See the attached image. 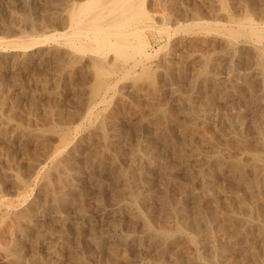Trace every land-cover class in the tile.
Listing matches in <instances>:
<instances>
[{"label": "bare ground", "instance_id": "1", "mask_svg": "<svg viewBox=\"0 0 264 264\" xmlns=\"http://www.w3.org/2000/svg\"><path fill=\"white\" fill-rule=\"evenodd\" d=\"M63 1L65 2V0H63ZM214 1L216 2V0H214ZM218 1H220V0H218ZM47 2L49 5L52 3H56V0H47ZM211 2H209V3H211ZM220 2L222 4V1H220ZM220 2H219V4H220ZM252 3H253V1L250 2V4H252ZM56 4H58V3H56ZM56 4H54V6ZM155 5H157V4H155ZM25 6H27V5H25ZM263 6H264V4H263ZM144 7H146V6H144V0H79V1L69 0V1H67V3H65L64 7L61 9L60 12L58 10H57L58 12H55V13L52 12L51 17L54 20H56V21L60 20V21H62L61 23L64 22L65 26L67 25L69 27V30L64 31L63 33H61L62 36H60V37L64 38V40H65L64 42H66V44L68 46L67 47L68 51H65V52H68L70 54V56H74V58H80V56L77 55V54H79L78 52H84L85 53V51H90V53H92V52L94 53V54L92 53L93 57H91L92 59L90 61L89 66L92 68V70L94 72L93 76L96 77V78H94V80L96 79V81H95L96 83L94 86L95 88L93 90V95L91 94L92 98H90V99L86 98L87 100H90V101L87 102L88 103L86 106L87 109L84 108L86 112L84 114L82 113V115H83L82 117H79L81 120L80 124H78V125L76 124V126H74V127L73 126L69 127V125L67 126V124L65 123V125H66L65 126L64 125L65 120L63 121V119H61V117H59L58 114H56V115L59 117V121L56 118L57 122H55V121L51 122L50 124L46 125L43 128L38 127L39 125L36 126L37 123H36V125L33 126V124H35V123H32L29 121L32 124V125H30V123L28 122L29 119L25 120L28 123H24V119H20L21 117L17 118V115L20 112L17 115L15 114V112L17 111L16 109L19 105L18 102H20V101H17L18 99H16V97H19V96L15 95L16 96L15 98H11L13 96L10 97L9 94L5 93L4 88H3L2 84L0 83V180H3L2 178H4L5 180L7 178H8L7 180H9V178H11L14 186L17 187L18 189H21V191L17 192L18 196L16 195L18 197V199H17L18 203L17 204L12 202L13 199L10 200L11 202H9V199H8V201H6V199L0 198V264H64V262H62L61 259L59 260V258L63 254L64 251L65 252L71 251V249H72L71 245L74 246V244L71 243L72 242L71 241L72 234H75L77 236L76 238H78V243H76V244H79L80 247H77V249H75V252L73 249L72 252H74V255L73 254L72 255L74 257L72 259L70 258L71 260L67 264H88V262L84 258V255L82 254L83 252L81 251V253H78V251H80L81 248L83 249V247H81V246H83L82 244L87 241V239L85 240V238H84L87 235L90 237L89 241L91 239L93 241V243H95L94 245L97 246V248H99L100 246H102L104 244L106 246L107 238H109L110 240L113 239L114 242L109 244V249H110L111 254H112L111 256L113 257V259L110 261L111 262L110 264H118V262L120 260L118 262H117V260L120 259V256H121V258H124V257L127 258V255L125 253H122V252L123 251L125 252V247L128 243H131V245H132L133 242L137 243L138 245L148 246V247H151V246L155 247V246H160V245L162 246V245L167 244L169 242L176 244L177 248H175V250L177 249L176 250L177 252L176 253L174 252L175 254L173 253L174 255L172 256V260H171L172 264H242L243 262L247 261L248 259L252 260V262H254L255 264H258V263H256L258 260L257 258H259V256H257L258 253L261 256V258H259L260 259L259 264H264V150H263L264 148L261 150V149H256V147H255V149H254V147L252 148L251 143L249 144L251 147L244 143V144L237 146V147L235 145V148L234 147L230 148L228 146H225L224 144H220V143H224V142H217L212 138L211 139L210 138H200V137H203V136H201L202 134L200 135L199 138H197L196 137L197 134H195L193 123L200 121V120H203L202 114L200 115V113H197V111L194 110L191 106H184V107H181L179 109L180 115L182 116V118H181L178 115L170 114L167 111L170 109H165V108H163V106L162 107H155L153 109V113L151 114V116L146 117L144 119L142 117V121L140 123L141 127L144 125L147 126L149 124H151V126H153L152 123H157V126H156L157 129L156 130L163 138H165V144H166L167 148H169L170 150L174 151L175 154H177V156H178L177 162L182 167H185V169L187 171L190 172V174H188V175L186 173L185 174L188 177H190V176L191 177L192 176L197 177V181L193 178H187L186 181L178 182L179 180L176 179V176H174L173 173H171V172L168 173L169 170L166 171V169L161 167L166 172V175H164L163 178L160 180V182H161L160 187H158L159 185L158 186L156 185V187H158V188L151 187V185H155V184H151L149 186L151 188V190L155 189V191H156L155 196L158 198V202H159L158 203L159 205L158 206L156 205V207H159L157 211H156V209L153 210V209H150V207H148L149 202L148 203L146 202V200H147L146 196L147 195L144 193L145 189L143 190V188H144L143 185L147 186L149 183V182H147V181H149L147 179L152 177L151 173L149 171L150 167L147 166V167H149V169L147 171V168L145 165H139L140 164L139 160H137L139 163L136 161L138 163L137 165L136 164H130L131 163L130 161H126L128 163L130 162L129 165L126 162L124 164H127V165H122L118 161V157L120 158L119 155H121L122 152H120V150L118 148L119 144L117 146V143L115 141L109 140L108 130H110L109 129L110 127L109 128H107V127L110 124H109V122H106V123H108V125H106L105 120H104V117L106 115H104V117H103V113H104L103 111L106 110L107 92L109 91V89H111V87L116 85V84H114L113 86H111L110 82L108 81V78L110 77V75L117 73V71H120L122 69V67H124V65L127 63H128L127 65L129 66V68L124 67V72L129 73L130 70L134 69L137 66V64H140L139 62L142 61L141 59L139 60V58H137L138 56H140V57L144 56L143 58L147 59V57H150V56L152 57L154 55V54L151 55L149 53L150 51L148 52L146 50V44L148 42H146V40L144 39V38H147V37H145L146 36L145 32H146V29H148L151 26V23L149 20L150 18L148 16V14L146 13ZM166 8H167V6H166ZM179 8H181V7H179ZM211 8L212 7H210V9ZM218 8H220V7H218ZM21 10H23V9H21ZM25 11L26 12H24L23 14L21 13L22 14L21 19L25 23H29V25L31 24V27H33L34 22H35L32 18L33 16H31L30 11H27L26 9H25ZM222 11L223 10L221 9V12ZM21 12H23V11H21ZM48 12H49V10H48ZM248 12H250V11H248ZM2 13L4 14V12H2ZM196 16H198V15H196ZM3 17H4V15H3ZM226 17H225V19H227ZM246 17L250 18L249 16H246ZM8 18H10V17L8 16ZM166 20H168V18H166ZM239 20H240V18H239ZM7 21L4 20L2 18V16L0 15V23H3L6 26H9V25H7ZM245 21H247V20H245ZM160 22H162V20ZM237 22H239V21H237ZM15 23H17V22H15ZM201 23H202V21H201ZM214 23H216V21ZM195 26H198L197 29L198 30L200 29L202 31L206 25H198V23L195 24L194 22L193 23L178 24L176 26L175 30L181 31V32L184 31L186 33H192L194 31ZM1 28H3V27H1ZM38 28H40V26ZM211 28H212L211 30H213V26ZM216 28H218V26ZM24 29H26V28H24ZM225 29H227L228 35L232 39H239L241 37H246V36L253 37L255 42L260 44L259 46L256 45L255 43L253 45H251V48L254 50V52L256 54L255 57H257L259 59V63L257 60L256 63H254V64H257V63L263 64L264 47L261 46V43H264V29H263V27L262 28L258 27V24H255V22H253L252 19H250L246 25L241 23L238 25V27H234V28L225 27L224 31H225ZM21 30H23V28ZM198 30H197V32H198ZM204 30L206 31V29H204ZM208 30H210L209 27H208ZM208 30H207V32H208ZM34 31H35V29H34ZM224 31L222 33H224ZM25 33L26 32H24L23 34H25ZM49 35H51V34H49ZM229 36H228V38H229ZM18 37L16 39H13L10 37L12 40L9 43L13 46L20 48V49L26 50L28 47H30L32 45L34 46V44H38V43H42V42L44 43L47 40H50L53 36H46L45 35L44 38L41 36L42 37L41 39H40V37L37 38L38 36L37 37H28V38H19V39H18ZM1 40H3V39L1 38L0 42H1ZM251 40H252V38H251ZM243 43H245V42H243ZM2 44L4 45L3 42H2ZM5 44H7V43H5ZM66 44H65V46H66ZM147 45H149V44H147ZM160 45L162 46V44H160ZM225 45H226V43H225ZM50 47L51 48L48 50V55H50L53 58L54 57L56 58V59L54 58L55 62H56L55 72L58 75L62 74L65 71L66 67L68 65H70L71 63L77 64L76 63L77 61L74 63V61L70 60V59H69V61H68V59L66 61L65 60L59 61V59L61 57L59 59L57 57L61 51V47L59 45H55L54 47L50 46ZM107 51L113 52L110 61H108L109 59L107 58L108 57ZM229 52H230V50H229ZM108 53H111V52H108ZM79 55H81V54H79ZM249 55H251V54H249ZM252 55H253V53H252ZM166 56H167V54H166ZM82 57H84V56H82ZM255 57H252V58L255 59ZM48 58H50V57H48ZM71 59H73V58H71ZM4 60L5 59L2 58V61H1V58H0V72L2 71V69L4 67L3 64H5V63H2V62H4ZM52 62H53V60H52ZM78 62H79V60H78ZM24 63H26L24 66H26L27 68H30L33 64V56L26 53L24 55ZM205 63H206V61H205ZM43 64H45V63H43ZM49 64H51V63H49ZM142 65L143 64H141V66ZM205 65H204V67H205ZM258 67H259V65H258ZM140 69H143V68L140 67ZM9 71H10V69H9ZM155 72H157V70H155ZM26 73H28V71ZM169 74H170V72H169ZM176 74L173 73V75H176ZM30 76H32V75L30 74ZM125 76H128V75L126 74ZM135 77H137V76H135ZM133 78H131V79H133ZM201 78H202L201 83L205 84V82L207 80L205 78L203 79V77H201ZM33 79H35V78H33ZM44 79H46V78H44ZM109 79L111 80V78H109ZM165 79H167V78H165ZM129 80H130V78H129ZM140 80H142V79H140ZM245 80H246V78H245ZM18 81L19 80H17V82ZM20 81H22V79ZM47 81L48 80H46V82ZM49 82H50V80H49ZM263 82H264V79H263ZM4 83L5 82L3 80V84ZM173 83H172V85H173ZM37 84H39V83H37ZM37 84H36V86H37ZM151 84L153 85V83H151ZM12 85H14V83H12ZM11 86H9L8 88L10 89ZM15 86H16V84H15ZM135 86H137V85H135ZM18 88H19V86H18ZM201 88H202V86H201ZM37 89L40 90L41 92L47 91V87H46L44 82L41 83L40 85H38ZM211 89H213V88H211ZM254 90H256V89H254ZM59 91H61V90H59ZM177 92H179V90ZM251 92H253V91H251ZM13 93H12V95L15 94V93L14 94ZM20 94H21V92H20ZM64 94H66V93H64ZM175 94H177V93H175ZM149 95H150V93H149ZM179 95H180V93H179ZM187 97H188V95H187ZM137 98H139V97H135L134 100H136ZM153 98H154V95H153ZM44 99H46V98H44ZM48 99H50V98L48 97ZM37 100H39V99H37ZM41 101H43V100H41ZM44 102L46 103V101H44ZM58 102H61V101H58ZM39 103H41V102H39ZM79 103H80V101H79ZM103 103L105 104V106L102 105L101 107H99V105H101ZM50 104H51V102H50ZM77 104H78V102H77ZM248 104H249V101H248ZM47 105H49V104H47ZM72 106H74V105H72ZM80 106H81V104H80ZM54 108L55 107H50V108L48 107L47 112H49V113H47V114L51 115V114L55 113L54 111L56 109H54ZM28 109L26 111H28ZM35 111L36 110H34L33 112H35ZM227 111H229V110H227ZM23 112H25V111H23ZM50 112H51V114H50ZM69 113H70V111H69ZM80 113H81V111H80ZM30 115H31V113L29 111L26 116H30ZM48 115H47V117H48ZM73 115H74V113H73ZM20 116H22V115H20ZM36 116H37V114H36ZM62 116H63V114H62ZM14 117H16L17 119ZM66 118H67V116L65 117V119ZM74 118H76V117H74ZM236 118H237V120L242 121L240 119V117H236ZM49 119H48V121H49ZM51 119H52V117H51ZM109 120H107V121H109ZM114 121H115V119H114ZM36 122H37V120H36ZM45 122H46V120H45ZM69 122H71V121H69ZM206 126L208 127V125H205V127ZM82 127H83V129L81 130ZM111 127L113 129V125ZM198 128H199V126H198ZM240 128H242V127H239V129ZM147 129L149 130L148 127H147ZM254 129L255 128H253V131H254ZM260 130H259V132H260ZM202 131H204L203 128H202ZM261 131H263V130H261ZM139 133H140V131H139ZM78 134H81V136L78 137L79 136ZM258 134H260V133H258ZM110 135H111V137H113L116 134L114 133V135H112V134H110ZM234 136L237 139H238V137L240 138V136H238V135H234ZM117 137H118V135H117ZM257 137L259 138V140H257V142L260 141V139H262L259 144H261L262 142L264 143L263 134L257 135ZM152 139L154 140V138H152ZM217 140H219V139H217ZM128 142L129 141H127L126 143L129 144L130 142L129 143ZM239 142H241V141H239ZM134 145H135V143H134ZM161 145L163 146V144H161ZM15 147L17 149H19V151L21 152V155L24 156L23 157L20 155V157L21 158L23 157V159H20L18 156H15V155H13V153H11L14 150L16 152V149H13ZM132 148L130 150H132ZM137 152H139V151H137ZM149 153H151V151ZM170 153H171V151H170ZM174 153H172V154H174ZM18 154H19V152H16V155H18ZM137 154H140V158L144 159L145 163L151 162V164H155V165L158 164L157 157L159 155H156L157 157L154 156L157 153H155L154 155L152 153L150 155H146V153H137ZM137 154H136V156H139ZM134 155H133V157H135ZM17 157L21 160V162H19L20 163L19 165L23 164L24 162L26 163V164L24 163L25 165H21L20 169H19V166L17 165L18 164V158ZM125 157L127 158V156H125ZM192 157L203 159L202 162H204V160H205V162L203 163L204 166H199V165H201V164H199L198 168L195 171H191L190 166H189L190 165L189 160ZM122 159H124L123 156H122ZM173 160H175V159H173ZM22 161H23V163H22ZM159 161H161V159H159ZM108 163H110V164H108ZM165 164H167V162H165ZM160 165L162 166V164H159V167H160ZM168 165H170V164H168ZM167 167H165V168H167ZM192 167H193V165H192ZM24 169H25V171L22 172V170H24ZM107 169H108L110 178H106L107 179V181H106V180H104L105 178L103 177V176H106L103 171L107 170ZM152 169H154V168H152ZM158 169H160V168H158ZM194 169H195V167H194ZM170 170L173 171L172 169H170ZM213 170H216L218 172L226 171L228 173V176L233 179L232 183L235 182V185L233 183L234 188H236L235 192H238L239 194L238 195L235 194V197H227L221 201L220 200L221 196L219 197L220 192L218 193V189L220 187L218 188L217 187L218 185L215 186L214 184L216 182L215 183L213 182V178H212V174H211V171H213ZM155 171H157V170H155ZM155 171H153V172H155ZM159 171L160 170H158V172ZM102 172L104 173V175L102 174ZM151 172H152V170H151ZM173 172L175 174L176 171H173ZM156 174H158V173H156ZM157 177H155V178H157ZM102 178H104V179H102ZM219 178L220 177H218V179ZM218 179H215V180L217 181ZM225 179H227V178L225 177ZM229 180H231V179H229ZM86 182H88L90 185H92L91 188L94 187L98 192H103L105 190L107 192H109L111 195V198L114 200V203H115L114 209L111 211L114 218H117V217H115V215H117V214L118 215L119 214L120 215L121 214L128 215L130 217L129 219H132L131 223H133L132 221H134L135 226L138 225L141 228V234H137V233L133 234V233H131V231H130L131 234H126L124 232H121L122 229L119 230L118 229L119 227L117 226V224L112 225V228L110 227L111 229L107 230L106 234L102 232L104 235L102 233H101L102 235H100V234L97 235L96 233L94 234L92 231L87 232V230H86L87 222L84 223V221L88 217L87 216L88 214L81 213V210H78V207L82 208L81 205H78L80 199L82 201L85 200L83 197H84L85 191H86V189H85ZM197 182L204 184V186L201 187V185H200V187L199 186L197 187ZM225 182H223V183H225ZM230 182L228 183V185L230 184ZM32 183H34L33 187L31 185ZM158 184H160V183H158ZM141 185H142V187H141ZM174 185H178L179 191L181 190L182 193L185 194L186 200L182 201L181 198L176 199L173 196H172L173 198H171L170 194H172V192L171 193H169V192H170V189L172 188V186H174ZM224 185L222 184V187ZM119 186L121 187V190L118 189ZM219 186H221V185H219ZM15 187H13V188H15ZM222 187H221V189H222ZM91 188L90 189L87 188V189L91 190ZM225 188H227V186H225ZM95 189L92 191L93 193H94ZM3 190H6V189H3ZM89 190L86 192V194L89 192ZM172 190L174 191V188ZM16 191H14V192H16ZM147 191H145V192H147ZM179 191H178V193H179ZM78 192L80 194V197L78 196L79 198H77V196H76V194ZM221 192H222V194H224L223 191H221ZM148 193H149V191H148ZM74 194L76 196V199L74 197ZM97 194H99V193H97ZM0 195H1V193H0ZM102 195H104V194L102 193ZM226 195L229 196L228 194H226ZM226 195L224 194V196H226ZM97 196L99 197V195H97ZM104 196H106V195H104ZM174 196H175V194H174ZM231 196H233V194H231ZM150 197H154V196H151V194H150ZM111 198H109V199H111ZM155 202L154 203L151 202V204L153 203L155 205L156 204ZM188 206H190V207H188ZM110 207H111V205H110ZM112 207H113V205H112ZM187 208H189V210H186ZM118 219L120 220L121 218L118 217ZM92 221H94V220H92ZM126 221H127V219H126ZM118 223H120V222H118ZM108 224H107V226H108ZM236 225L238 226L237 231H245V232H249V234L252 232L255 234V238H256V242H255L256 244H254V242H253V244H250L248 246V248H245V250L242 248L244 250L243 251L244 256L241 252L242 250L239 248L241 250L239 252L240 253L239 255L241 256V254H242V257H240V256L236 257L235 256V254H236L235 251L239 250V249H237V245L239 243H241L242 240L238 241L239 243H237V240L236 241L234 240L235 239L234 236L227 235L225 233V230H227L225 228H228V231H226V232L229 233V231H230L229 227L235 228L234 226H236ZM215 227L218 229V230L216 229L217 232L214 231ZM232 228H231V230H232ZM94 230H96V228ZM223 230H224V232H223ZM7 231L11 232L13 234L12 238L9 237L11 240V243H9L10 241L6 238L5 234ZM230 234H231V232H230ZM240 234H238V235H240ZM245 235H246V233H245ZM250 235L248 238H251ZM6 239H7V241H6ZM2 240H5L6 242L3 241L4 243H1ZM61 240H62V242H61ZM244 240H245V238H244ZM249 240H251V239H249ZM74 242H76V241H74ZM246 242H247V240H246ZM87 243H88V241H87ZM244 244H247V243H244ZM244 244H243V246H244ZM79 245H75L74 247L76 248V246H79ZM138 245H137V247H138ZM86 246H87V244H86ZM134 246H132V247H134ZM240 247H242V246H240ZM128 249H129V247H128ZM159 249H162V248H159ZM21 251H28L29 253L25 254ZM61 251H63V252H61ZM87 251L88 250H86V252ZM202 251H208L207 256L204 255L203 253H201ZM138 252L140 253V251H138ZM94 253H96V252H94ZM153 253H152V255H153ZM154 255H156V254H154ZM157 255H159L158 252H157ZM163 255H166V254H163ZM111 256H109V257H111ZM88 257H90V255ZM100 258H102V257H100ZM89 259H92V258H89ZM161 259H162V261L157 259V256H156V259L154 261L152 260L148 263L149 264H166V262L164 263V261H166V260H164L163 256ZM125 260H127V259H125ZM169 262H170V260H169ZM250 262L251 261H249V264H250ZM95 263H97V262H95ZM104 263H106V262H104ZM89 264H90V262H89ZM101 264H103V262ZM134 264H136V263H134ZM138 264H140V263H138Z\"/></svg>", "mask_w": 264, "mask_h": 264}, {"label": "rangeland", "instance_id": "2", "mask_svg": "<svg viewBox=\"0 0 264 264\" xmlns=\"http://www.w3.org/2000/svg\"><path fill=\"white\" fill-rule=\"evenodd\" d=\"M67 1H69V0H65V2L63 0L62 1L56 0V3H58V4L52 3V4L48 5L47 0H0V15L2 16V18L4 20H6V21L8 20L7 25H9V26H6L5 24L0 23V39L1 38L3 39L0 42V58H1V61H2V58L5 59L4 62H2L5 64H3L4 67H3L2 71L0 72V74H1L0 75V83L3 86L5 93L9 94L10 97L13 96L11 98H15L16 96H19V97H16V99H18L17 101H20V102H18L19 105L16 109L17 113L15 112L16 115L20 112L17 115V118L21 117L20 119H24V123H28L29 121L32 123H35V124H33V126L36 125V123H37L36 126L39 125L38 127H41V128L45 127L46 125L50 124L51 122H54V121L57 122V119L59 121V117H61V119H63V121L65 120L66 122L64 121V125L66 123L67 126L69 125V127H72V126L74 127V126H76V124L77 125L80 124L81 120L79 117H82L83 116L82 113L84 114L86 112L85 109H87V107H86L88 104L87 102L90 101L87 99L92 98L93 90L95 88L94 86L96 83L95 82L96 79L94 80V78H96V77L93 76L94 72H93L92 68L89 66L90 61L92 59L91 57H93L94 53L92 52L93 53L92 54V53H90V51H85L86 54L84 52H78L81 55L83 54L82 56H84L85 58L79 54H77V55L80 56V58H74V56H70V54L68 52H65V51H68L67 50L68 46H67L66 42H64L65 41L64 38H62L60 36H62L61 33H63L64 31H66V30L68 31L69 27L67 25L65 26L64 22H63L64 23L63 24V23H61L62 21H60V20L56 21L51 17L52 12H54V13L58 12V11L60 12L61 9L64 7L65 3H67ZM71 1H79V0H71ZM220 1H222V4ZM220 1L216 0V2H215L214 0H197V1L196 0H146V1L144 0V6H146L144 8H145V11L150 18L149 20L151 23V26L148 29H146V32H145L146 36L144 35L145 37H147L144 39L146 40V42H148L147 44H149V45L146 44V50L148 52L150 51L149 53L151 55H153V54L154 55L152 57L151 56L147 57V59L143 58L144 56H141V57L138 56L137 58H139V60L141 59L142 61H140L139 62L140 64H137V66L134 69H132L133 71L128 70L129 73L124 72V67L129 68V66L127 65L128 63H127L124 65V67H122V69L120 71H117V73L110 75L109 78H111V80L108 78V81L110 82L111 86L116 84L113 87H111V89H109V91L107 92L106 110L103 111L104 112L103 117H104V115H106L105 116L106 118L104 117L105 123L109 122V124H110V125H108V123H106V125H108L107 128L110 127L109 128L110 130H108L109 133L107 132L108 138L111 141H115L117 143V146L119 144L118 148H119L120 152H122V154L119 155L120 158L118 157V161L122 165H127V164L129 165L130 162H131L130 164H136L137 165L140 162L139 165H145L147 168V171L150 167L149 171H150L152 177L147 179L149 181L146 180L147 182H149L147 185L148 187L143 185V187H144L143 190L145 189L144 193L147 195L146 196L147 197L146 202L147 203L149 202L148 207H150V209H153V210L156 209V211L159 208V207H156V205L157 206L159 205L158 204L159 203L158 198L155 196V192H156L155 189L152 188L154 190L153 191V190H151V188L149 186L151 184H155V185H151V187H154V188L160 187V185H161L160 180L163 178L164 175H166V172L164 171V169H166V171L169 170L168 173L169 172L173 173V175L176 176V179L179 180L178 182L186 181L187 178H193L197 181V177L196 176H194V177L193 176L192 177L187 176L188 174H190V172L187 171L185 169V167H182L177 162L178 161L177 154H175L174 151L167 148V146L165 144V138H163L156 130L157 129V127H156L157 123H152L153 126H151V124H149L150 126L144 125L141 127L140 123L142 121V117L144 119L146 117L151 116V114L153 113V109L155 107H162L163 106V108H165V109H170V110H167L170 114L178 115L181 118H182V116L180 115L179 109L181 107H184V106H191L194 110L197 111V113H200V115L202 114L204 121L200 120V121L193 123V127L195 130V134H197L196 135L197 138H199L200 135L202 134L201 136H203V137H200V138H210V139L212 138L217 142H224V143H220V144H224L225 146H228L230 148H232V147L235 148V145L237 147V146H240L244 143L246 145H249L251 143V146H252V148L254 147V149H255V147H256V149H261V150L264 148L263 142H262L263 144L262 143L259 144L262 139H260V141L257 142V140H259L257 135L263 134V137H264V92H263L264 91V82H263V79H264V61H263V64L262 63L258 64L259 59L257 57H255L256 54H255L254 50L251 48V45H253L254 43L258 46L260 44L256 43L255 40L253 39V37H251V36L250 37L252 38V40L249 36H246L247 38L241 37L239 39H232L228 35L227 29H225V31H224L225 27L234 28V27H238V25L241 23L246 25L250 19H252V21L255 22V24H258V27H260V28L263 27V29H264V12H263L264 11L263 10L264 9L263 8L264 7L263 6L264 0H220ZM251 1H253V3H252L253 5L250 4ZM209 2H211V3H209ZM219 2L221 5L219 4ZM54 4H56V5L54 6ZM155 4H157V5H155ZM25 5H27V6H25ZM166 6H167V8H166ZM217 6L220 8L222 7L221 9L223 11L221 12V9L218 8ZM179 7H181V8H179ZM210 7H212V8L210 9ZM21 9H23V10H21ZM25 9L27 11H30L31 16H33L32 18L35 21L33 27H31V24L29 25V23H25L21 19L22 14L24 12H26ZM48 10H49V12H48ZM21 11H23V12H21ZM248 11H250V12H248ZM2 12H4V14ZM3 15H4V17H3ZM196 15H198V16H196ZM223 15L224 16L226 15L227 17L226 16L225 17L227 19H225V17ZM8 16L10 18H8ZM246 16H249L250 18H248ZM166 18H168V20H166ZM239 18H240V20H239ZM161 20H162V22H160ZM245 20H247V21H245ZM201 21L203 24L201 23ZM215 21H216V23H214ZM237 21H239L240 23ZM15 22H17V23H15ZM193 22L195 24L198 23V25H206L205 28H203V30L206 29V31L204 30L205 31L204 32L203 30L202 31L200 29L198 30L197 29L198 26H195V28H194L195 32L193 31L192 32L193 34L192 33H186L184 31L181 32V31L175 30L176 26L178 24L193 23ZM39 26H40V28H38ZM207 26L210 28V30L212 29L211 27L213 26V30H211V31L208 30ZM217 26H218V28H216ZM1 27H3V28H1ZM20 28L21 29L23 28V30H21ZM24 28H26V29H24ZM34 29H35V31H34ZM196 29L198 30V32ZM207 30H208V32H207ZM223 31H224V33H222ZM24 32H26V33L23 34ZM19 33L20 34L22 33V34L20 35ZM49 34H51V35H49ZM45 35L46 36H53V37L44 43L42 42V43L34 44V46L33 45L30 46L26 50L20 49V48L13 46L9 43L12 40L11 38L16 39L18 36H19L18 39L19 38H28V37H37V36H38L37 38L40 37V39H41L42 37L44 38ZM228 36H229V38H228ZM2 42L4 43V45L2 44ZM243 42H245V43H243ZM5 43H7V44H5ZM225 43H226V45H225ZM65 44H66V46H65ZM160 44H162V46ZM55 45H59L61 47V51L57 57L58 59L61 57L59 59V61H61V60L66 61L67 59H68V61H69V59L73 60L74 63L77 61L76 62L77 64L71 63L70 65H68L67 66L68 68L66 67L65 71L60 75H58L55 72V64H56L55 59L56 58L54 57L55 58L54 59L53 57L48 55V50L51 48L50 46L54 47ZM261 46L264 47V43H261ZM229 50H230V52H229ZM231 51L232 52L234 51V52L232 53ZM108 52H111V53H108ZM26 53L33 56V64L30 67L31 69L24 66L26 64V63H24V55ZM112 53H113L112 51H107V56H108L107 58L109 59V60L107 59L108 61H110V59L112 57ZM252 53L254 56L252 55ZM166 54H167V56H166ZM249 54H251V55H249ZM48 57H50V58H48ZM252 57H255V59ZM71 58H73V59H71ZM52 60H53V62H52ZM78 60H79V62H78ZM257 60H258L257 64L259 65V67L257 64H254V63H256ZM205 61H206V63H205ZM43 63H45V64H43ZM49 63H51V64H49ZM141 64H143V65L141 66ZM204 65H205V67H204ZM140 67L143 68L144 70L140 69ZM9 69H10V71H9ZM155 70H157V72H155ZM27 71H28V73H26ZM169 72H170V74H169ZM29 73L32 76H30ZM173 73L174 74L177 73V74L173 75ZM126 74L128 76H125ZM135 76H137V77H135ZM32 77L35 78L36 80L33 79ZM164 77L167 79H165ZM201 77H203V79L205 78L207 80L205 82V84L201 83V79H202ZM44 78H46V79H44ZM129 78H130V80H129ZM131 78H133V79H131ZM245 78H246V80H245ZM21 79H22V81H20ZM140 79H142V80H140ZM3 80L5 82L4 84H3ZM17 80H19L18 81L19 83L17 82ZM46 80H48V81L46 82ZM49 80H50V82H49ZM11 82L14 83V85H12ZM43 82L45 83V85L47 87L46 92H41L40 90L37 89V86ZM37 83H39V84H37ZM151 83H153L154 86ZM172 83H173V85H172ZM15 84H16V86H15ZM36 84H37V86H36ZM8 85L9 86L12 85L10 87V89L8 88L9 87ZM135 85H137V86H135ZM18 86H19V88H18ZM201 86H202V88H201ZM211 88H213V89H211ZM254 89H256V90H254ZM59 90H61V91H59ZM178 90H179V92H177ZM251 91H253V92H251ZM20 92L22 95L20 94ZM12 93L14 95H12ZM64 93H66V94H64ZM149 93L151 96L149 95ZM175 93H177V94H175ZM179 93H180V95H179ZM153 95H154V98H153ZM187 95H188V97H187ZM48 97L50 99H48ZM135 97H139V98L134 100ZM44 98H46V99H44ZM37 99H39L40 101ZM41 100H43V101H41ZM121 100L122 101L124 100V101L122 102ZM44 101H46V103ZM58 101H61V102H58ZM79 101H80V103H79ZM248 101H249V104H248ZM39 102H41V103H39ZM50 102H51V104H50ZM77 102H78V104H77ZM47 104H49V105H47ZM80 104H81V106H80ZM72 105H74L75 107ZM102 105L105 106V104L103 103V104L99 105V107H101ZM46 107L47 108L48 107L49 108L55 107L54 108V109H56L54 111L55 113L51 114V112H50L51 115H48L47 113H49V112H47ZM27 109H28V111H26ZM34 110H36V111L33 112ZM227 110H229V111H227ZM23 111H25L26 113ZM29 111H30L31 115L26 116ZM69 111H70V113H69ZM80 111H81V113H80ZM35 113L37 114V116ZM73 113H74V115H73ZM46 114L48 115V117ZM56 114H58L59 117ZM62 114H63V116H62ZM20 115H22V116H20ZM64 116L65 117L67 116L68 119L67 118L65 119ZM51 117H52V119H51ZM74 117H76V118H74ZM236 117H240V119L242 121L237 120ZM14 118H16V117H14ZM37 118L39 120L41 119L42 121L41 120L39 121ZM47 118L48 119L50 118L49 121ZM27 119H29L28 122L25 121ZM114 119H115V121H114ZM36 120H37V122H36ZM45 120H46V122L47 121L48 122L46 123ZM107 120H109V121H107ZM69 121H71V122H69ZM30 125H32V124L30 123ZM112 125H113V129L111 127ZM205 125H208V127L207 126L205 127ZM198 126H199V128H198ZM147 127L149 128V130L147 129ZM239 127H242V128L239 129ZM202 128L204 131H202ZM253 128H255L254 131H253ZM82 129H83V127L81 128V130ZM260 129L263 131H261ZM259 130H260V132H259ZM139 131H140V133H139ZM114 133L116 135L111 137L110 134L114 135ZM258 133H260V134H258ZM78 135H79L78 137L81 136V134H78ZM117 135H118V137H117ZM234 135L240 136V138L238 137L239 140L237 138H235ZM152 138H154V140ZM217 139H219V140H217ZM127 141L130 142V143L128 142L130 145L126 143ZM239 141H241V142H239ZM134 143H135V145H134ZM161 144H163V146ZM138 145L139 146L141 145L140 146L141 148ZM130 147L131 148L133 147L132 148L133 151L130 150L131 149ZM13 149H16V152H19V154L16 155L15 150L12 151L11 153H13V155H15V156H18L20 159H23L24 156L21 155V152L19 151V149H17L16 147ZM137 151H139V152H137ZM150 151L153 155L155 153H157L154 155L155 157H157L156 155H159L157 157V161H158L157 165L151 164V162L145 163V160L140 158V154H137V153H146V155H150L151 154V153H149ZM170 151H171V153H170ZM172 153H174V154H172ZM136 154L139 156H136ZM20 155L23 157L21 158ZM133 155L135 157H133ZM122 156L124 159H122ZM125 156H127V158ZM19 158H18V164L17 165L19 166V169H20V166L25 165L26 163L24 162L25 163L24 164L22 161L23 164L19 165L20 164L19 162H21V160ZM159 159H161V161H159ZM173 159H175V160H173ZM137 160H139V162ZM126 161H130V162L128 163ZM189 161H190L189 166H190L191 171H195L198 168L199 164H201L199 166H204L203 163L205 162V160H204V162H202L203 159L193 158V157L190 158ZM125 162L127 164H124ZM165 162H167V164H165ZM108 164H110V163H108ZM159 164H162V166L160 165V167H159ZM168 164H170V165H168ZM192 165H193V167H192ZM147 166H149V167H147ZM151 167L154 169H152ZM161 167H163L164 169H162ZM165 167H167V168H165ZM194 167H195V169H194ZM158 168H160V169H158ZM108 169L103 171L106 176H103L104 173L102 172V174H103L102 176L105 178V179L104 178H102V179H104L106 181H107L106 178H110ZM170 169H172L173 171H176L175 174ZM151 170H152V172H151ZM155 170H157V171H155ZM158 170H160V171L158 172ZM23 171H25V169L22 170V172ZM153 171H155L158 174H156ZM211 174H212L213 182L214 183L216 182L214 185L215 186L218 185L217 186L218 188L220 187L219 189L218 188L217 189H218V193L220 192L219 197L221 196L220 197L221 201L227 197H235V194L236 195L239 194L238 192H235L236 191V188H234L235 182H233L234 183V185H233V183H232L233 179L228 176V173L226 171L218 172L216 170H213V171H211ZM155 177H157L158 179ZM218 177H220V178L218 179ZM225 177L227 179H225ZM2 179L3 180H0V186H1L0 187V193H1L0 198H4V199H6V201H8V199H9V202H11L10 200L13 199L12 202L17 204L18 203L17 192L21 191V189H18L17 187L14 186L11 178H9V180H7L8 178L6 180L4 178H2ZM215 179H218L217 180L218 182ZM229 179H231V180H229ZM223 182H225V183H223ZM229 182H230V184L228 185ZM158 183H160V184H158ZM222 184L223 185L225 184V185L222 187ZM31 185L33 187L34 183H32ZM156 185L157 186L159 185V186L156 187ZM200 185H201V187L204 186V184L197 182V187L198 186L200 187ZM219 185H221V186H219ZM225 186H227V188H225ZM13 187H15L16 189ZM91 187H92V185H90L88 182H86V187H85L86 191H85V195L83 197L85 200L82 201L80 199V201L78 203V205H81L83 208L82 209V208L78 207V210H81V213L88 214L87 215L88 217L86 218V220L84 219L85 220L84 223L87 222V226H86L87 232L92 231L94 234L96 233L97 235L98 234L102 235L103 233L106 234L107 230L112 228V225L117 224V226L119 227L118 229L123 230V231L121 230V232H124L126 234H131V233L141 234V228L138 225L135 226L134 221H132L133 223H131L132 219H129L130 217L128 215H123V214L118 215L117 214L118 216L115 215V217H117V218H114L111 211L114 209L115 203H114V200L111 198V195L109 192H107L106 190H105L106 192L105 191L98 192L94 187L93 188H91ZM141 187H142V185H141ZM177 187H178V185H174L170 189L169 193L172 192V194H170L171 198H173V197L176 199L181 198L182 201L186 200L185 194L182 193L181 190L179 191V187L178 188ZM221 187H222V189H221ZM87 188H89V189L91 188V190H89ZM173 188H174V191L172 190ZM3 189H6V190H3ZM94 189H95V191H94L95 194L92 192ZM118 189L121 190V187L119 186ZM88 190H89V192L86 194V192ZM147 190L149 191V193ZM177 190L179 191V193ZM14 191H16V192H14ZM145 191H147V192H145ZM221 191H223V193L225 195L228 194L229 196H227V195L224 196V194H222ZM97 193H99V194H97ZM102 193L106 196L102 195ZM75 194H74L75 199H76V196H77V198L80 197L79 192L77 193L78 195L76 194V196H75ZM150 194H151V196H154V197H150ZM174 194H175V196H174ZM231 194H233V196H231ZM97 195H99V197ZM109 198H111V199H109ZM151 202H153V203L155 202L156 204L155 205L153 203L151 204ZM110 205H111V207H110ZM112 205H113V207H112ZM188 207H190V206H188ZM186 210H189V208H187ZM118 217L121 218L120 219L121 221L118 219ZM126 219H127V221H126ZM92 220H94V221H92ZM118 222H120L121 224ZM107 224H108V226H107ZM92 227L94 229L96 228V230H94ZM234 227L236 229L229 227V230H230L229 233L226 232V231H228V228H225V229H227V230L224 229L225 233L227 235L234 236L235 237L234 240L235 241L237 240V243H239L238 241L242 240L241 243H239L237 245V249L240 248L242 251L240 249L238 251H235L236 252L235 256L239 257L240 251L242 252V254L244 256L243 251L245 250V248H248V246L250 244H253V242H254V244H256L255 243L256 242L255 234L251 232L250 233L251 235H250L249 232L237 231L238 226L236 225ZM231 228H232V230H231ZM216 229L217 228L215 227L214 231L217 232L218 229L217 230ZM224 230H223V232H224ZM130 231H131V233H130ZM230 232H231V234H230ZM245 233H246V235H245ZM238 234H240V235H238ZM248 234L250 235L251 238H248L249 237ZM5 235H6V238L10 241V242L9 241L8 242L11 243L10 238L13 237V234L11 232L7 231ZM71 237H72L71 243L74 244V246L79 245V244H76V243H78V238H76L77 236L75 234H72ZM84 238H85V240L87 239L88 243H87V241L85 243H83L82 244L83 246H81V247H83V249L81 248L80 251H78V253H81V251L83 252L82 254L84 255V258L86 259L88 264H89V262H90V264H98V263L101 264L102 262H103V264H106V263L110 264L111 263L110 261L113 259V257L111 256L112 254H111V251L109 249V244L114 242L113 239L110 240L109 238H107L106 246L104 244V245L100 246L99 248H97V246L94 245L95 243H93V241L91 239L89 241L90 237L88 235ZM244 238H245V240H244ZM7 239H6V241H7ZM249 239H251V240H249ZM246 240H247V242H246ZM3 241L6 242L5 240H2L1 243H4ZM74 241H76V242H74ZM61 242H62V240H61ZM244 243H247V244H244ZM86 244H87V246H86ZM243 244H244V246L245 245L246 246L244 247ZM137 245L138 244L134 243V242L132 245H131V243H128L125 247V252L124 251L122 252V253H125L127 255V258H125V257L121 258V256H120V259L117 260V262L120 260L118 262V264H122V263L123 264H134V263H136V264H138V263L147 264L148 262H150L152 260L154 261L156 259V256H157V259H159L160 261H162L161 258L163 256L164 260H166V261L163 260L164 263L166 262V264H169V263L172 264V261H171L172 256L177 252L176 251L177 249L175 250V248H177V245L172 243V242H169V243L164 244L162 246L160 245V246H155V247L154 246L148 247V246H142V245H138V247H137ZM74 246L71 245V247H72L71 251H66V252L61 251V252H63V254L61 255L62 257L60 256L59 260L61 259V261L64 262V264H67L74 257L73 255H74L75 249H77V247H80V245L76 246V248ZM132 246H134V247H132ZM240 246H242V247H240ZM128 247H129V249H128ZM159 248H162V249H159ZM73 249H74V252H72ZM86 250H88V251L86 252ZM138 251H140V253ZM21 252H23L25 254L29 253L28 251H21ZM94 252H96V253H94ZM157 252L159 253V255H157ZM152 253H153V255H152ZM201 253H203L204 255L207 256L208 251H202ZM154 254H156V255H154ZM163 254H166V255H163ZM242 254L240 257H242ZM89 255H90V257H88ZM99 256L102 258H100ZM109 256H111V257H109ZM158 256L159 257L161 256V257L159 258ZM257 256H259V258H261L259 253L257 254ZM89 258H92V259H89ZM259 258H257L258 260L256 259L257 260L256 263H258V264L260 263ZM125 259H127V260H125ZM169 260H170V262H169ZM249 261H251L250 264H252V263L255 264L250 259H248L247 261H245L243 263L241 262V263L242 264H247V263L249 264ZM95 262H97V263H95ZM104 262H106V263H104Z\"/></svg>", "mask_w": 264, "mask_h": 264}]
</instances>
